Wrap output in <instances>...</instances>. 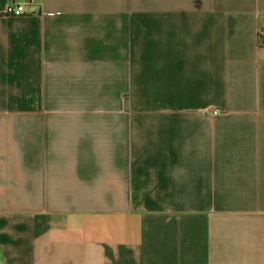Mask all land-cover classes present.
Segmentation results:
<instances>
[{
	"label": "crops",
	"instance_id": "obj_1",
	"mask_svg": "<svg viewBox=\"0 0 264 264\" xmlns=\"http://www.w3.org/2000/svg\"><path fill=\"white\" fill-rule=\"evenodd\" d=\"M262 29L264 0H0V264H264Z\"/></svg>",
	"mask_w": 264,
	"mask_h": 264
},
{
	"label": "built area",
	"instance_id": "obj_2",
	"mask_svg": "<svg viewBox=\"0 0 264 264\" xmlns=\"http://www.w3.org/2000/svg\"><path fill=\"white\" fill-rule=\"evenodd\" d=\"M24 12L23 6H10L7 9V14L9 15H21ZM260 37L264 38V30H260Z\"/></svg>",
	"mask_w": 264,
	"mask_h": 264
},
{
	"label": "trees",
	"instance_id": "obj_3",
	"mask_svg": "<svg viewBox=\"0 0 264 264\" xmlns=\"http://www.w3.org/2000/svg\"><path fill=\"white\" fill-rule=\"evenodd\" d=\"M264 30V29H262ZM259 45H263L264 44V38L263 37H260V34H259V41H258Z\"/></svg>",
	"mask_w": 264,
	"mask_h": 264
}]
</instances>
